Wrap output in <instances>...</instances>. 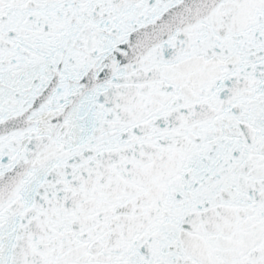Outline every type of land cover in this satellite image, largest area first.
<instances>
[{
	"label": "snow or ice",
	"instance_id": "snow-or-ice-1",
	"mask_svg": "<svg viewBox=\"0 0 264 264\" xmlns=\"http://www.w3.org/2000/svg\"><path fill=\"white\" fill-rule=\"evenodd\" d=\"M0 264H264V0H0Z\"/></svg>",
	"mask_w": 264,
	"mask_h": 264
}]
</instances>
